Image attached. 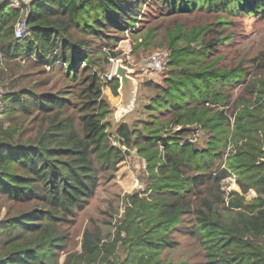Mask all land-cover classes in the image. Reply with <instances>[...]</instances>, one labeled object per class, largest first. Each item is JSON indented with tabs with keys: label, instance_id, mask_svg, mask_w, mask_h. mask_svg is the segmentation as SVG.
Segmentation results:
<instances>
[{
	"label": "trees",
	"instance_id": "obj_1",
	"mask_svg": "<svg viewBox=\"0 0 264 264\" xmlns=\"http://www.w3.org/2000/svg\"><path fill=\"white\" fill-rule=\"evenodd\" d=\"M12 1L0 0V61L22 58L52 77L18 89L24 73L9 70L0 82V201L24 206L0 220V264H58L68 239L60 225L89 203L98 171L115 169L122 147L143 160L145 188L127 195L114 240L85 233L81 253L65 264H165L162 255L179 235L196 239L206 264H264V77L247 83L244 68L220 65L216 55L232 39L227 17L262 15L264 0ZM152 2L169 15L202 12L214 20L168 29L166 73L142 85L150 94L136 98L138 117L117 125L114 144L101 78L91 68L114 34L144 21ZM22 21L26 33L16 37ZM107 82L117 95L118 79ZM63 83L82 86L83 98L76 103ZM238 87L250 99L231 103ZM21 118L34 126L16 124ZM29 129L33 138L24 137ZM200 132L202 146L194 140ZM227 175L240 193L230 192V212L221 214L206 195L224 202L211 187L219 190ZM118 245L126 249L120 260Z\"/></svg>",
	"mask_w": 264,
	"mask_h": 264
},
{
	"label": "rangeland",
	"instance_id": "obj_2",
	"mask_svg": "<svg viewBox=\"0 0 264 264\" xmlns=\"http://www.w3.org/2000/svg\"><path fill=\"white\" fill-rule=\"evenodd\" d=\"M19 1L28 3L31 0H15L12 4H18ZM144 20L138 22L137 27L133 31H125L123 33L114 34L116 37L112 45L104 47L103 51L95 56L98 65H94L91 71H97L102 83V98L109 105V113L106 115L104 122L107 123L106 131L110 135L111 141L114 140L115 130L118 124L126 122L131 124L138 117L135 112L136 100L131 111L124 113L118 119L115 116L116 105L119 100V94H113L106 76L113 73V67L117 60L127 66L133 73L132 76L137 82V97H145L150 94L143 84L146 82L160 83L166 70L163 71H147L144 67L145 59L154 51L166 49V32L172 29L175 24L183 25L185 28L205 24L213 21L214 17L202 12L191 14H175L169 15L160 10L154 2L146 8L142 9ZM227 21L231 23L228 27V32L232 35L231 41L218 47L216 55L222 58L219 61L220 65L227 68L242 67L248 72L246 78L247 83L264 77V14L247 17L246 15L237 17H227ZM18 26V25H17ZM17 28V27H16ZM148 29H154L152 38L148 43L141 42V37L146 34ZM26 33V30H25ZM109 52L116 54L114 62L106 58H113ZM20 59V60H18ZM22 58H14L8 61H0V82H4V77L9 75V70L18 74L16 70L24 73V76L19 77L18 89L31 87L35 82L52 77L51 75L43 74L31 69L26 65ZM49 69L48 67H46ZM52 82L55 81L51 79ZM5 81H7L5 79ZM63 87H67L72 91V98L78 103V98H83L81 93L82 86H71L68 83ZM15 88V89H17ZM0 91L5 92L6 89L0 83ZM244 99H250L245 94L243 88L238 87L232 91L231 103H236ZM1 111V105H0ZM2 116L0 115V121ZM23 123L26 128H31L34 125L29 123V119L23 121L21 118L16 124ZM10 123L4 121L3 126L7 127ZM37 125V124H36ZM30 132L25 134V138H33L35 136L34 129H29ZM207 137H203L200 132L194 140L196 144L202 146ZM115 144L116 141H113ZM124 158L119 162L115 169H106L98 171V186L94 195L90 198L89 203L82 209L76 212V216L68 218L69 222L63 223L62 230L68 234L65 250L61 251L58 257V264H65L69 257H75L81 253L82 238L85 233L92 236H98L100 242L110 243L115 239L116 228L123 215L125 207V199L127 195L134 192L142 193L146 185V176L142 166L141 159L134 154V150H129L122 147ZM228 150V148L224 151ZM223 165H221L222 167ZM214 193L219 194L224 202L218 201L213 195L206 196L212 201L215 210L221 214L229 213L224 207L228 205L230 192L235 191L240 193V189L233 175H227L219 182V190L215 186L211 187ZM246 199L255 196L253 190H250L246 195ZM198 201V199H197ZM196 201V202H197ZM1 202V201H0ZM0 205V220L11 213H17L24 206L10 205L1 202ZM177 245L173 249L166 250L162 255V261L165 264H206V259L203 250L198 245L196 239L187 236L179 235ZM126 255V249L120 245L115 250V259H123Z\"/></svg>",
	"mask_w": 264,
	"mask_h": 264
},
{
	"label": "water",
	"instance_id": "obj_3",
	"mask_svg": "<svg viewBox=\"0 0 264 264\" xmlns=\"http://www.w3.org/2000/svg\"><path fill=\"white\" fill-rule=\"evenodd\" d=\"M22 25L24 21L21 22ZM132 71L125 66L121 60H117L113 67V76L118 79V94L119 100L116 105L115 116L118 119L121 115L129 112L134 107L137 94V82L132 76ZM114 141L117 137L114 136Z\"/></svg>",
	"mask_w": 264,
	"mask_h": 264
},
{
	"label": "built area",
	"instance_id": "obj_4",
	"mask_svg": "<svg viewBox=\"0 0 264 264\" xmlns=\"http://www.w3.org/2000/svg\"><path fill=\"white\" fill-rule=\"evenodd\" d=\"M14 3V2H12ZM17 4H12V6H16ZM25 35V28L23 27L22 23H19L16 30H15V36L16 37H22ZM111 62H114V58L109 59ZM168 62V51L166 49H159L154 52H152L144 61V67L147 71H161ZM113 77V73L106 76V80H110ZM264 114V111H263ZM142 166H144V162L142 160ZM92 264H98V263H92Z\"/></svg>",
	"mask_w": 264,
	"mask_h": 264
}]
</instances>
